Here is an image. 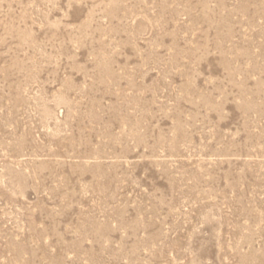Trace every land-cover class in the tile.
<instances>
[{
    "label": "rangeland",
    "instance_id": "374dc122",
    "mask_svg": "<svg viewBox=\"0 0 264 264\" xmlns=\"http://www.w3.org/2000/svg\"><path fill=\"white\" fill-rule=\"evenodd\" d=\"M0 264H264V0H0Z\"/></svg>",
    "mask_w": 264,
    "mask_h": 264
}]
</instances>
